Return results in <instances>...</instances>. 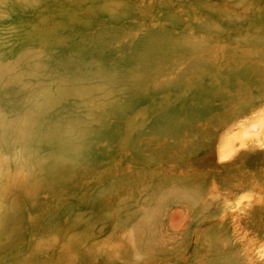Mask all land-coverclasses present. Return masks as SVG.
<instances>
[{
    "label": "rangeland",
    "instance_id": "1",
    "mask_svg": "<svg viewBox=\"0 0 264 264\" xmlns=\"http://www.w3.org/2000/svg\"><path fill=\"white\" fill-rule=\"evenodd\" d=\"M14 20L41 33L46 54L106 57L131 89L87 164L21 200L0 233V264H137V250L139 264H241L211 210L225 203L245 217L249 202L264 206V156L241 162V151L221 165L216 144L264 104V0H44ZM162 188L177 203L138 232L136 210ZM252 231L264 233V220Z\"/></svg>",
    "mask_w": 264,
    "mask_h": 264
},
{
    "label": "clouds",
    "instance_id": "2",
    "mask_svg": "<svg viewBox=\"0 0 264 264\" xmlns=\"http://www.w3.org/2000/svg\"><path fill=\"white\" fill-rule=\"evenodd\" d=\"M44 0H0V233L20 211V202L41 183L85 166L96 139L106 130L131 89L126 75L106 57L68 62L46 54L43 37L14 20L17 11L40 8ZM264 150V104L232 121L216 144L217 163L241 151ZM162 188L152 204L136 210L138 232L150 233L177 203ZM189 190L183 200L195 208ZM264 261V244L256 247ZM133 259H145L137 250Z\"/></svg>",
    "mask_w": 264,
    "mask_h": 264
},
{
    "label": "bare ground",
    "instance_id": "3",
    "mask_svg": "<svg viewBox=\"0 0 264 264\" xmlns=\"http://www.w3.org/2000/svg\"><path fill=\"white\" fill-rule=\"evenodd\" d=\"M260 155L264 156V150H261V151L257 150L255 153H251L250 151H245V153L242 154L240 159H241V162H243V160H250ZM235 163L237 162H234V164ZM258 199L260 200L255 203L249 202V205L251 207L249 209L251 210L249 211L248 214L245 213L247 214L245 217L233 216L234 214L232 215V213H230L231 207H229L225 203L221 207V210H219L220 208H217V207L211 210V217H216V221L219 223V226L225 228L226 232L230 233L228 235V237L230 238L226 240L224 244L225 246L224 249L226 250L230 249L231 251H234L235 258H236V260L234 261L241 263V264H264L263 261H256V259H254L255 249L253 248V244L250 245L244 239L241 238L242 234H246L247 236H250V238H253V236L255 235H258V237L264 238V233L257 234L254 231L250 232L251 230L254 229V225L255 226L257 225V222L264 220V206H263V203L261 202L262 199L261 198H258ZM250 200L252 199L250 198ZM238 203L239 202H237V204Z\"/></svg>",
    "mask_w": 264,
    "mask_h": 264
}]
</instances>
